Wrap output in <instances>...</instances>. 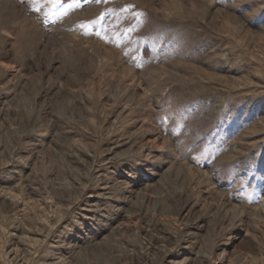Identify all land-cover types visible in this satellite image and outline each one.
Wrapping results in <instances>:
<instances>
[{"label":"rangeland","instance_id":"obj_1","mask_svg":"<svg viewBox=\"0 0 264 264\" xmlns=\"http://www.w3.org/2000/svg\"><path fill=\"white\" fill-rule=\"evenodd\" d=\"M0 264H264V0H0Z\"/></svg>","mask_w":264,"mask_h":264},{"label":"snow or ice","instance_id":"obj_2","mask_svg":"<svg viewBox=\"0 0 264 264\" xmlns=\"http://www.w3.org/2000/svg\"><path fill=\"white\" fill-rule=\"evenodd\" d=\"M34 2H35V0H34ZM57 2H58V0H51V3H53V4H55ZM37 10H39V9H37Z\"/></svg>","mask_w":264,"mask_h":264}]
</instances>
